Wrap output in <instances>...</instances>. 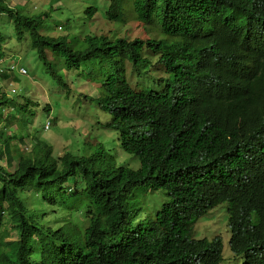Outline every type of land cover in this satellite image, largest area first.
I'll use <instances>...</instances> for the list:
<instances>
[{"label": "trees", "instance_id": "1", "mask_svg": "<svg viewBox=\"0 0 264 264\" xmlns=\"http://www.w3.org/2000/svg\"><path fill=\"white\" fill-rule=\"evenodd\" d=\"M105 1L83 10L84 24L104 7V19L117 26L138 21L157 28L168 37L161 45L170 53L168 58L142 64L135 57L140 41L109 44L115 31L109 36L86 34L87 45L77 55L63 37L56 38L47 53L60 59L67 71L91 72L99 60L117 69L120 77L99 88L96 104L111 117L106 127L122 131L126 138L122 148L139 159L143 170L159 177L158 190L169 200L153 217L138 221L119 203L129 178H119L117 192L107 186L98 198L111 172L94 170L89 159L55 160L43 149L23 155L12 126L20 112L21 129H26L37 102L23 96V103L17 104L0 85V264H29L31 247H38L32 239L42 245V264H224L220 238L191 239L194 223L218 202L227 205L228 250L246 264H264V32L247 41L236 23L227 20L230 11L222 9L221 0H161L160 6L148 0ZM238 3L255 6L257 0ZM60 9L50 5L32 14L25 6L11 8L8 0H0V62L6 64V39L11 35L21 39L25 32L45 60L49 38L43 24L51 14H61ZM69 18L58 26L67 31ZM33 62L34 72L52 75L64 87L61 76L43 70L35 58ZM8 73L0 69V83L9 79ZM135 86L141 89L131 90ZM193 89L185 107L182 95ZM206 108L219 112L232 126L202 124L200 109ZM48 110L41 107L42 112ZM134 122L140 137L127 130ZM178 160L188 161L180 172L171 166ZM45 203L84 214L97 209L106 215L107 227L75 240L69 228L73 224L56 227L60 218L54 210L45 212L41 207ZM8 232L18 240L3 242Z\"/></svg>", "mask_w": 264, "mask_h": 264}, {"label": "rangeland", "instance_id": "2", "mask_svg": "<svg viewBox=\"0 0 264 264\" xmlns=\"http://www.w3.org/2000/svg\"><path fill=\"white\" fill-rule=\"evenodd\" d=\"M87 1L8 0V4L10 7H20L26 4L27 8L33 13L44 10L48 4L52 5V7H60L61 14L53 15L47 19V23L51 24L54 21H61L68 17L73 22L80 20L83 16V10L88 5ZM84 20H86V30L89 29L91 33L97 36H108L115 31L118 37H125L128 40L147 39V35L144 33L142 27L135 23L121 29H116L113 24L103 20L99 14L93 16L90 20L86 18ZM61 34L62 31L57 28L51 33L53 36ZM4 50L6 54L3 60L5 62L15 61L16 65L20 63L28 71V76H16L19 82L14 84L13 75L9 74V79L0 83L3 92L9 99H13L17 104H22L25 90L23 92L21 90L25 87L27 90L25 96L28 102H37V106L34 107L35 116L27 120L25 124L26 129H21L20 124L23 118L20 112L17 113L16 122L12 126V130H17L14 140L21 142L24 140V143L21 145L22 150L29 152L32 146H34L35 140L31 137L37 139L43 138L47 145L52 148L54 157H60L66 152L75 151L77 154L83 156L93 155V158L100 155L103 168L108 163L111 167L120 164H126L132 169L139 167V163L133 158L132 154L125 153L119 147L116 141V133L101 128L100 124L105 123L109 117L96 107L97 83L93 79V73L76 72L65 74L64 80L68 88H64L57 80H53L52 75L51 77L42 73L34 75L33 69L35 68V64L32 62V52L28 51V46L24 44L23 38L21 40L10 38L4 46ZM14 86L19 91L11 93L12 89L17 90ZM88 97H91V99ZM29 104L31 105V103ZM45 106L48 109L50 108V110L42 113L41 107ZM45 122L49 123L47 131L42 130ZM25 138H28L27 141ZM2 148L3 145H1ZM93 162L96 168L98 162L97 160ZM1 164L3 163L1 162ZM168 199V196L164 195L161 191H140L135 197L130 199V209L133 212L134 204L137 205V220L140 221L145 216L149 218L153 217L156 210ZM41 207L46 208V211H48L52 206L49 203H45ZM60 215L61 209L56 213V216ZM227 229V214L225 204H222L211 210L202 220L197 222L195 225L196 233H194L193 237L195 239H200L201 237L211 239L213 236H219L223 242L222 256H224V263L242 264V259L235 257L228 250L229 233L228 235L226 234ZM13 239H15L14 236L11 237V240Z\"/></svg>", "mask_w": 264, "mask_h": 264}, {"label": "clouds", "instance_id": "3", "mask_svg": "<svg viewBox=\"0 0 264 264\" xmlns=\"http://www.w3.org/2000/svg\"><path fill=\"white\" fill-rule=\"evenodd\" d=\"M148 1L155 3L156 6H160L162 4L161 0H148ZM221 2H222V9L230 11V13H229L230 19H227V20L228 21H234L236 23L241 34L246 38L247 41L251 42L255 39H258L260 37L261 33L264 32V0H257V3L255 6H253L251 4L240 6L238 3L239 0H221ZM87 3H88V5L91 3V4H98L99 6H103L104 4H106L108 2L105 0H93V1L88 0ZM88 5H86V7ZM8 6H9V4H8ZM21 6L27 7L26 4L21 5ZM48 6H50V4H48L47 7ZM13 7H19V6H13ZM13 7H11V8H13ZM47 7L42 11L47 10ZM52 8L57 9V7H52ZM103 10H104V7L99 8V11L95 15L99 14L102 17V19L105 20L107 23L113 24L111 22H108L106 19H104ZM38 12H41V11H38ZM38 12H36V13H38ZM31 13L33 14V12H31ZM36 13H34V14H36ZM53 15H57V14L53 13L49 17H51ZM217 16L220 18L221 13L219 12L217 14ZM61 21L57 20L51 24L47 23V25L49 27L47 25L43 24V27L46 28V31H43V34H44V36L49 38L48 42H45V46H49V48H47L46 52H45V54H46L45 60L40 59L38 51L31 47L30 38H29L28 34L25 32V34L23 35L22 38H23L24 44H26L28 46V51L32 52V54L29 53L32 55V62L34 61V58H35L38 62L39 67H41L43 70L47 71L48 69H51L53 74L61 76L60 79L64 85V88H68L67 85L65 84V80H64L65 74L76 73V72L77 73L87 72L89 74L93 73L94 74L93 79L97 83V87H96L97 88V90H96L97 95L95 98V100H97V98L99 96V88L101 86L105 87V84H107L109 82V80L119 78L120 77L119 73H118L116 68H113L110 64L105 63V62H101L100 60H99V63L95 65V69L91 72H88L86 70H81V69H79L77 71H67L63 67V64L60 61V59L51 58L49 56V54L47 53V51L52 48V44H53L54 39L63 37L64 38L63 41L69 47L70 51L72 53H74L75 55H77V54L81 53L85 49V46L87 45L86 43L83 42L84 37L88 33L91 34L90 30H86V27H85L86 24H84L82 19H80L76 22H73V21L70 22V24L68 25L67 31L64 30V27L62 28V27L58 26V23H60ZM46 22H47V20H46ZM132 23L138 24L142 27L144 33L147 35V39H145V40H141V39L128 40L125 37L124 38L118 37L117 34H115L114 36H111L109 44H111L112 42H115L117 40H123L125 42H133L135 40H138L140 42H139V46H138L137 50L135 51V57L137 60H140L142 62V64L160 63L163 60L167 59L168 58L167 55H170V53L167 52L166 50H164L161 45H162V43L168 41V37L165 36L159 29L151 27V26H147V25L142 24L141 22H138V21H128L125 24H122L119 26H117L115 24H113V25L115 26L116 29H121L122 27H125L129 24H132ZM55 28L60 29L62 31V34L59 36L51 35V33L53 32V30ZM10 38H16L17 39V37L15 35H11L6 39V41L3 45V52L5 54H6V52L4 50V46L6 45V42ZM21 39H17V40H21ZM47 54H48V56H47ZM3 64L4 63L0 62V69L8 70V72H9L8 74H12L13 79H14V76H15V78H16V76H20V77L21 76H28V71L23 66H21L20 63H18L16 65L15 61L14 62H9V61L7 62L6 61V64L5 65H3ZM10 64H12V68H9L7 66ZM36 67L37 66L35 64V68ZM35 68L33 69V71L35 70ZM126 72L128 75H130L131 67L129 65L126 66ZM37 73H42V72H35L34 75H36ZM42 74H44V73H42ZM56 75H55V78L58 77ZM113 76H114V78H112ZM149 78H151V77H149ZM131 79L136 80L134 77ZM18 82H19V79H16V80L14 79V84H16ZM137 87H139V86H135V87L131 88V90H138V89H136ZM16 89L17 90L12 89L11 93H16L19 91L18 88H16ZM23 89L25 90V92H24V96H25L26 89H25V87H23ZM139 89H141V88L139 87ZM195 89H193V90L182 95L183 105L185 107H187V102L191 103V99H190L189 95ZM13 96H15V95H13ZM18 97L19 96L17 93V98ZM85 98H87V97H85ZM88 98L91 99V97H88ZM96 107L98 110H100L98 108L97 104H96ZM49 110H50V108H49ZM33 111H34V109H33ZM100 111H102V110H100ZM102 112H104V111H102ZM42 113H45V112H42ZM104 113L106 115H108L109 118L105 123L100 124L102 126L101 128L106 130V131H114L117 135L116 141H117L119 147L125 153H129L128 151H125L122 148L126 144V138L123 136L122 131H120L119 129H117V130L108 129L106 127V124L110 121L111 117L106 112H104ZM200 114L203 115L202 119H201L202 124L204 123V124L210 125L212 127L218 126V128H220V127L230 128L232 126V122H227V121L223 120L221 114L219 112H217L216 110L208 109V108H206V110L200 109ZM48 128H49V123L45 122L43 124L42 130L47 131ZM127 130L129 133L136 135L138 137H140L142 135V132L140 131L139 126H138V122L130 123L128 125ZM146 135L147 136L150 135V131H148ZM28 138H25L26 141ZM31 138H33L35 140V144H34V146H32V148L29 152H25L21 148V145L24 143V140L22 142L21 141H15V145H18V147L21 149V153L23 155H31L32 151L34 149H43L44 151H46L48 153L50 158L55 159V160H59V159L66 157V156H70V157L80 156L81 158H83L85 160L89 159L90 164L92 165L93 169L96 171H100L101 174L105 173L107 171L111 172L108 179L105 182H103L102 187L100 188V190L98 192V194H100V196H98V198H100L102 196V194L105 191V188L107 186H109L113 191L117 192L115 184L118 183L119 178L120 179L129 178L128 179L129 183H128V185H126L125 190L120 191V193H119V198H120L119 203H120V205H122L124 207L125 214L131 212V213H134L135 218L138 217L137 205L134 204V210L132 212L130 209L131 205H130L129 201L132 197H135L137 195V193L140 191H144V192L161 191L164 195L167 196V194L165 192H163L162 190H158V186H159L158 178L159 177L157 175H154L151 171L143 170L139 159L133 154H132L133 158L136 159V161L139 163V167L136 169H132L130 166H128L126 164H120V165H117L115 167H111V165L109 163L106 165L105 168H103L100 155L94 156V158H93V155L83 156V155L77 154L74 151V152H66L60 157H54L52 154V148H50L47 145L46 141L43 138H40V139H37L35 137H31ZM38 142H39V144H38ZM1 145H2V143L0 141V150H2ZM94 160H97V162H98L96 168H95V165L93 162ZM178 162H179V160L175 163H172L171 166L175 170L180 172V171H182L183 167L188 163V161L183 160L180 163H178ZM133 175L142 177V179H140L138 181L131 180V178H133ZM83 188H84V185L81 187V189H83ZM68 193H69V195H71L72 192L69 191ZM166 202H168V201H166ZM166 202H164V203H166ZM164 203H162V204H164ZM218 203H215L212 206H210L209 209L206 211V213L204 215H202L201 217H199L198 220L194 223L193 228H192V234H191L192 240H195V241L206 240L209 242L216 240V239L219 240V238H220L219 236H213L211 239H207V237H201L200 239H195L193 237L194 233H196L195 232V225L197 224V222L202 220L214 208H216L222 204H225V203H220V204H218ZM44 209H45V212H47L48 214H50V212L52 210H54L55 214H56L57 211L59 209H61V207L58 204H54L48 211H46V208H44ZM226 209H227V205L225 204V210ZM84 212H85L84 210L78 211L75 209H72L69 212L61 210V215L59 216L60 221L56 225V227L63 226L67 223L73 224V227L69 226V228L73 229V233H74L73 236H74L75 240H77L78 236L81 234L90 233L92 231L98 233V232H103L105 230V228L107 227V225H106L107 217L105 214L99 212V210H97V209H92L89 212H86L85 214H84ZM55 214L53 213L52 215H55ZM226 214H227V212H226ZM47 218H50V217H47ZM227 221H228V216H227ZM227 231H228V229H227ZM13 236L15 237V239L11 240V237H13ZM16 240H18V236L15 235L14 232H12V233L8 232V235H4L2 237L3 242H11V241H16ZM32 241L35 242L33 244H37L38 247L36 249H33V247H31L30 254L28 256L29 264H33L35 260H36V264H42V259H41L42 245H41V243L37 242L36 240L32 239ZM221 242H222V240H221ZM128 243L130 246H132L134 244V233L133 232H131V238L129 239ZM222 249H223V242H222ZM242 264H246V263L243 262V260H242Z\"/></svg>", "mask_w": 264, "mask_h": 264}]
</instances>
